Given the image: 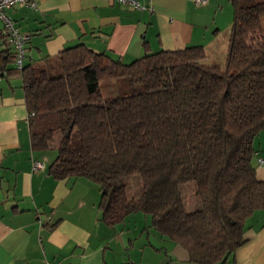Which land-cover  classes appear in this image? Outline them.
Returning <instances> with one entry per match:
<instances>
[{
  "label": "trees",
  "instance_id": "obj_1",
  "mask_svg": "<svg viewBox=\"0 0 264 264\" xmlns=\"http://www.w3.org/2000/svg\"><path fill=\"white\" fill-rule=\"evenodd\" d=\"M231 2L223 66L205 62L201 45L124 63L79 43L20 69L32 148L57 150L49 173L97 183L108 225L148 213L155 231L196 264H225L244 241L247 218L264 209L253 161L264 130V0ZM119 78L127 89L105 97L101 82ZM133 174L137 197L126 190ZM188 182L199 201L193 210Z\"/></svg>",
  "mask_w": 264,
  "mask_h": 264
},
{
  "label": "crops",
  "instance_id": "obj_2",
  "mask_svg": "<svg viewBox=\"0 0 264 264\" xmlns=\"http://www.w3.org/2000/svg\"><path fill=\"white\" fill-rule=\"evenodd\" d=\"M35 1V8L15 4L6 10L27 37L23 65L44 64L79 43L124 63L149 52L201 45L204 61L219 63L234 12L231 0L199 5L136 0L139 7L111 0ZM222 30L226 34L220 40ZM0 43V264H196L180 244L157 231L146 233L142 246L148 249L139 245L135 256L127 222L101 220L97 183L49 173L55 154L32 148L21 71L8 55L15 47L1 35ZM253 144L256 175L264 182V162L258 161L264 159V130ZM35 160L41 168H34ZM243 237L225 264H264V209L247 218ZM150 252L157 260L143 261Z\"/></svg>",
  "mask_w": 264,
  "mask_h": 264
},
{
  "label": "rangeland",
  "instance_id": "obj_3",
  "mask_svg": "<svg viewBox=\"0 0 264 264\" xmlns=\"http://www.w3.org/2000/svg\"><path fill=\"white\" fill-rule=\"evenodd\" d=\"M224 18V16L222 17ZM230 20L232 21V15ZM220 21L224 22V19H221L220 17ZM227 25H225L226 27ZM226 30V29H225ZM225 30L220 31V37L224 38V35L226 34ZM221 40V39H220ZM225 63V57H221V55L219 56V64L221 66H223ZM121 78H119L117 81L118 83L115 82V79L112 80H105L103 82H101V90L103 95L109 96V97H113L116 96L117 94H119L120 92L126 90L123 89V84H122V80H120ZM125 79V83H126V78H122ZM118 85L120 90H117L116 86ZM119 92V93H118ZM59 140L56 139V141L53 144H56ZM48 153H52V154H57V150L56 149H48L46 150ZM126 182V190H127V194L129 197H137L140 192H141V179L139 174H133L129 177L126 178L125 180ZM183 194H184V199H185V204H186V208L187 210H193L194 208H196L199 205V201L198 198L195 194L194 191V187H195V183L194 182H188L186 184H184L183 186ZM125 221L127 222V227L131 229V233L134 236L133 237V241H135V245L133 247V253L135 256H138L141 252V249L138 248V246L140 245L141 248L148 249L147 247H145L144 245L142 246V244L145 242V238H146V233L149 231L151 234L155 233V229L153 228V226L151 225V216L148 213H142V212H132L130 213L128 216H126ZM153 252H150L149 254H147V256L144 254L143 255V261H145V259L147 258L148 261H151L150 263H152V261H156L157 257L152 254Z\"/></svg>",
  "mask_w": 264,
  "mask_h": 264
},
{
  "label": "built area",
  "instance_id": "obj_4",
  "mask_svg": "<svg viewBox=\"0 0 264 264\" xmlns=\"http://www.w3.org/2000/svg\"><path fill=\"white\" fill-rule=\"evenodd\" d=\"M120 2L123 4H129L133 7H139L140 4L136 0H111ZM196 5L204 4L207 0H193ZM15 4L26 5L31 8L36 7L35 0H0V35L4 38V40L12 44L15 47V67L18 69H22L23 67V58L25 56V48L23 46L24 40H26V36L22 35L18 28L14 25L12 18L7 14L6 10L12 7ZM0 53H1V43H0ZM33 113H30L32 115ZM29 116V114H28ZM259 163L264 162V159L259 158ZM33 166L35 169L41 168L42 163L38 160L33 162Z\"/></svg>",
  "mask_w": 264,
  "mask_h": 264
}]
</instances>
